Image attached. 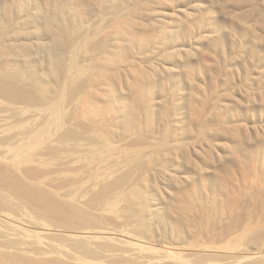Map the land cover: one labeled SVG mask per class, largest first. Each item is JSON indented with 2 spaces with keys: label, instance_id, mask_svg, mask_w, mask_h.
<instances>
[{
  "label": "rangeland",
  "instance_id": "obj_1",
  "mask_svg": "<svg viewBox=\"0 0 264 264\" xmlns=\"http://www.w3.org/2000/svg\"><path fill=\"white\" fill-rule=\"evenodd\" d=\"M11 1L0 0V63L12 57L7 71L30 89L39 75L52 99L43 107L0 97V139L15 136L0 140V174L51 196L55 220L114 232L146 255L264 259V0H31L37 20L17 48L8 45ZM46 45L59 74L46 71L37 48ZM117 110L127 113L114 118ZM65 128L73 135L60 142ZM11 189L0 182L4 211L51 228L31 197L15 207ZM46 246L85 257L60 236Z\"/></svg>",
  "mask_w": 264,
  "mask_h": 264
},
{
  "label": "bare ground",
  "instance_id": "obj_2",
  "mask_svg": "<svg viewBox=\"0 0 264 264\" xmlns=\"http://www.w3.org/2000/svg\"><path fill=\"white\" fill-rule=\"evenodd\" d=\"M29 2L31 0H12L7 3L4 13L11 16V22L14 24V34L8 42L10 48L23 46V43L19 41L20 30L32 27L33 22L37 20L31 15ZM13 8L16 9V12L12 11ZM78 12L79 10L76 11V15ZM81 18L82 14L80 13V21ZM52 20L53 17L50 16L48 22ZM2 33L3 28L0 25V35ZM120 40L121 38L118 37V41ZM37 48L42 50L46 55L44 56L49 59L48 62L51 67L49 66L46 71L59 74L61 63L58 60L55 48L48 45L38 46ZM6 52L5 48L0 47V56ZM13 60L12 57H6L5 63H0V97L19 103L45 107L52 99L50 85L41 79L39 75L35 76V87L33 89L19 85L20 73L7 71V67ZM51 107L52 114L58 117L61 114L58 100L52 102ZM126 113V111L120 113L117 110L114 118L122 117ZM0 120H3V118ZM59 123L61 126L64 124L61 120H59ZM72 135L73 131L65 128L59 136V141L62 142L65 138ZM14 137V135H9L2 137L0 140L8 141ZM125 176L121 175L108 183L98 191L97 195L101 196L104 193H110L113 189L119 187L123 183ZM3 181H6L8 185L15 186V190L11 189L12 194L19 200V203L14 205L15 207L20 208L30 202L28 197H31L37 203L33 207V212L38 218L48 220V226H51V228L38 227L39 230H33L30 227L37 226L31 224L37 223L28 218L16 217V215L4 211L2 203L5 196L0 193V264H39L20 254L53 255L55 258H50V260L46 261V264H75V262L79 264H154L161 260H168V264H191L181 255L169 250L159 256L146 255L142 247L132 243L130 240L117 236L114 232L79 228L73 222H69L70 218L69 220L66 219L67 221H57L53 218L52 213L54 211L57 212L59 207L54 203L51 196L33 186L25 185L19 178L11 177L9 174H0V182ZM180 210L182 214H186L184 208ZM75 218L82 223H86L88 219L85 214H81L78 217L75 216ZM27 223H30V226L27 227ZM53 235L67 239L73 246L83 247L85 257L77 255L73 247H71L73 249L72 252L66 248L54 249L45 247L46 240L52 238ZM242 262L237 258L235 261L224 264H241ZM246 264H264V259H255L251 263Z\"/></svg>",
  "mask_w": 264,
  "mask_h": 264
}]
</instances>
